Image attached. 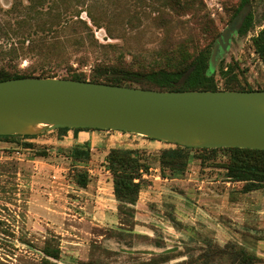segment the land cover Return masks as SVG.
<instances>
[{"label": "rangeland", "instance_id": "obj_1", "mask_svg": "<svg viewBox=\"0 0 264 264\" xmlns=\"http://www.w3.org/2000/svg\"><path fill=\"white\" fill-rule=\"evenodd\" d=\"M12 1L0 0V5L5 9ZM202 1V11L166 16L161 22L155 12L144 16L141 9L125 7L121 0L115 5L116 11L103 14V22L117 37L108 35L104 27L92 26L94 37L98 44H116V48L104 50L122 51L126 62L188 36L205 43L208 38L203 27L208 25L221 32L230 23L229 12L236 0ZM250 8L253 26L245 35L232 34L220 60H237L241 81L245 78L253 88L264 87L263 64L250 47L251 36L264 24V0H252ZM81 16L86 19L85 12ZM70 43L61 40L58 49L71 50ZM23 44L27 47L28 41ZM80 54H70V60L89 74L99 52L89 53L86 65L76 63ZM36 57L27 50L19 67L25 68ZM65 74L60 70L56 77ZM77 140L74 134L68 137L67 132L62 135L55 130L23 139L45 150V156L33 155L20 142L0 140V264H36L39 257L34 247L51 235L61 248L59 264H150L151 258L158 259L157 255L165 250L171 251V258L157 264H214L198 259L205 239L220 245L240 243L264 259V188L243 192L242 184L225 181L220 169L201 166L192 159L179 178L162 180L160 176L154 179L143 175L135 219L121 215L123 223L110 225L95 216L101 206L98 193L106 203L117 207L108 188L109 172L102 163L107 148L103 141V146L91 147L86 140ZM114 140L122 148L144 150L151 168L158 167L161 148L154 146L153 138L126 133ZM76 143L90 146V159L82 163L89 174L86 187L75 181L76 168L81 167L77 163L81 162L64 155ZM149 172L153 174L152 169ZM109 204L106 211L112 210Z\"/></svg>", "mask_w": 264, "mask_h": 264}, {"label": "trees", "instance_id": "obj_2", "mask_svg": "<svg viewBox=\"0 0 264 264\" xmlns=\"http://www.w3.org/2000/svg\"><path fill=\"white\" fill-rule=\"evenodd\" d=\"M119 1L121 0H26V2L13 0L8 8L4 9L0 5V80L24 76L56 77L60 70H65L66 74L61 76L63 78L157 90L264 89L249 86L245 78L243 82L241 81L242 77H239L238 71L241 69L237 60L228 63L220 60L218 66L214 70L211 69L209 60L213 42L221 32L208 25L203 27L204 35L208 38L205 43H199L198 38L188 36L160 46L148 55L135 57V60L130 62L125 61L122 51L104 50V47L116 48L117 45L98 44L92 26L104 27L108 35L117 37L111 27L103 22V14L116 11L115 5ZM124 2L125 7L141 9L140 13L144 16L148 12H155L161 22L166 16L200 12L203 4L202 0H124ZM251 4L252 0H236L229 12L228 20L231 22L243 8L246 10L237 30L240 35H245L253 26ZM96 9L100 12L97 13ZM83 12L86 19L81 16ZM5 14L9 16L5 17ZM128 21L131 22V19ZM65 39L71 41L73 49H58L61 40ZM26 41L28 44L24 47L23 43ZM250 47L264 67V24L251 36ZM27 50L37 56L36 61L25 68H20L19 60L25 57ZM96 51L99 54L92 60L89 74L77 69L70 60V54L81 52L76 63L86 65L89 53ZM84 129L96 128L61 127L54 130L63 135L68 130L75 132ZM34 137L36 135H0V140L20 142L24 149L33 151V155L36 156L37 153L38 156H45L47 154L45 150L36 148V144L31 141H23ZM169 144L170 146L160 149L157 154L158 174L162 178L182 177L193 159L198 160L201 166L220 169L224 180L241 183L243 192L264 188V149ZM144 152L136 148L110 147L104 154L102 163L109 172L120 220L121 215L135 219V205L145 181L143 175L150 174L151 169ZM64 155L81 162L77 163L81 167L76 168L75 181L78 186L86 187L89 183V174L88 170L82 167V163L90 159L89 144L76 143L69 147ZM34 248L39 257L36 264H59L61 248L54 235L44 238L41 245ZM171 254V251L165 250L157 255L158 259L151 258L150 264L166 261L171 258ZM198 259L211 260L214 264L264 262L263 257L240 243L227 242L220 245L211 239H205Z\"/></svg>", "mask_w": 264, "mask_h": 264}, {"label": "water", "instance_id": "obj_3", "mask_svg": "<svg viewBox=\"0 0 264 264\" xmlns=\"http://www.w3.org/2000/svg\"><path fill=\"white\" fill-rule=\"evenodd\" d=\"M245 11L217 37L212 70ZM61 127L117 130L188 147L264 149V89L157 90L52 76L0 80V135Z\"/></svg>", "mask_w": 264, "mask_h": 264}, {"label": "crops", "instance_id": "obj_4", "mask_svg": "<svg viewBox=\"0 0 264 264\" xmlns=\"http://www.w3.org/2000/svg\"><path fill=\"white\" fill-rule=\"evenodd\" d=\"M129 133V132H122V131H117V130H98V129H84V130H79V131H72V130H68L67 131V135L68 137H73V134L76 136V138L78 139L77 141H87L88 143H90L91 147H101L103 146V142L104 145L106 146V148H110V147H121L122 145L120 143L115 142L114 139H116L117 137H123L124 134ZM156 142L154 144V146L158 147V148H164L166 145H164L163 142L161 140H156L154 139ZM103 141V142H102ZM168 147V146H167ZM153 171V174H148L149 176H152V178L154 179H158L159 174H158V170L159 167H155V168H151ZM106 173L107 170H106ZM146 177V174H144ZM162 180H166L165 178H163ZM101 190L103 187H100ZM110 189V194L112 195V200H114V195H113V191H112V184L109 185L108 187ZM98 197V201L101 204L98 205L99 209L96 211L95 216L96 219H99L101 222H105L108 223L110 225H116L118 222H120V217L118 215V213L116 212V205L114 204H109L105 202V199L103 198L102 194H97ZM103 200V202H101ZM139 201L137 200L135 207L139 206ZM109 204V206H112V210H108L106 211V207Z\"/></svg>", "mask_w": 264, "mask_h": 264}, {"label": "built area", "instance_id": "obj_5", "mask_svg": "<svg viewBox=\"0 0 264 264\" xmlns=\"http://www.w3.org/2000/svg\"><path fill=\"white\" fill-rule=\"evenodd\" d=\"M107 172H108V170H107Z\"/></svg>", "mask_w": 264, "mask_h": 264}]
</instances>
